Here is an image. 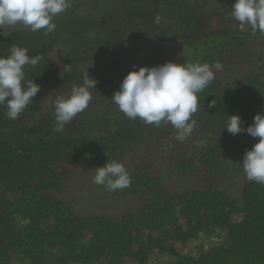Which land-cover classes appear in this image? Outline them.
Segmentation results:
<instances>
[{
  "label": "trees",
  "instance_id": "16d2710c",
  "mask_svg": "<svg viewBox=\"0 0 264 264\" xmlns=\"http://www.w3.org/2000/svg\"><path fill=\"white\" fill-rule=\"evenodd\" d=\"M234 2L70 0L47 35L22 24L0 28V56L20 46L44 57L25 69L41 86L29 108L13 120L0 106V264H148L160 256L168 264H264L262 184L245 181L233 196L208 177L207 186L177 193L158 173L135 167L127 169L130 187L117 191L141 204L120 218L81 216L49 194L62 192L76 170L124 163L150 148L167 153L170 174L184 183L201 171L215 177L226 164L239 168L259 138L222 129L227 116L238 114L246 128L264 113V34L231 17ZM168 61L223 65L198 94L189 152L170 123L129 120L111 101L133 65ZM64 65L71 71L61 76ZM86 71L97 81L89 107L54 132L56 97L81 84ZM214 235L223 244L197 257L177 250Z\"/></svg>",
  "mask_w": 264,
  "mask_h": 264
},
{
  "label": "clouds",
  "instance_id": "9594fccd",
  "mask_svg": "<svg viewBox=\"0 0 264 264\" xmlns=\"http://www.w3.org/2000/svg\"><path fill=\"white\" fill-rule=\"evenodd\" d=\"M70 9V0H0V28L4 25L22 24L32 32L43 30L47 35L57 25L55 18ZM231 15L238 23L250 26L253 32L264 34V0H235ZM157 25L160 17L156 16ZM44 59L42 54L30 56L26 47L13 46L10 54L0 56V106L5 108L8 119H16L40 92L41 86L29 79L25 69L35 68ZM133 65V70L123 78L111 101L129 119H140L147 125L160 127L171 124L176 139L185 141L193 133L197 121L193 118L199 110L198 94L215 79L223 69L221 62L176 63L165 62L157 66ZM70 65H64L60 73H70ZM97 81L87 71L81 84H74L70 93L58 95L54 102V132H63L78 114L84 112L93 97ZM216 100L209 107L216 105ZM225 127L233 136L247 133L258 142L245 151L242 168L248 181L264 185V113H257L246 128L238 114L227 116ZM92 182L114 192L131 185V177L122 162L108 160L95 170ZM157 261V258H153ZM152 259V260H153ZM149 264V263H148Z\"/></svg>",
  "mask_w": 264,
  "mask_h": 264
},
{
  "label": "rangeland",
  "instance_id": "374dc122",
  "mask_svg": "<svg viewBox=\"0 0 264 264\" xmlns=\"http://www.w3.org/2000/svg\"><path fill=\"white\" fill-rule=\"evenodd\" d=\"M193 1L197 6L205 4V0ZM226 19L230 20V15H228ZM232 24L234 23H230V25ZM236 67V71L241 70L242 64ZM242 75L243 73H239L238 77H241ZM47 98L49 99V96ZM47 98L45 101H47ZM181 144H184L182 146L183 151L189 152L194 148L193 144L188 139H186L185 143L182 142ZM166 155L167 153L162 155L160 151L150 148V150H145L138 156H129L123 164L126 170H132L135 167H142L150 171L153 175L158 173L162 177L165 187L169 191L177 193L207 186L208 177H213L215 182L219 184L220 189L228 191L230 195L237 196L243 186V183L248 181L241 165L243 160H240L238 165L239 168L237 170H232L231 166L226 164L225 166H219L220 172L216 173L215 177L211 175L209 176L208 174H205L204 171H201L194 174L193 177H190L187 182L184 183L179 178L170 174V162L168 161ZM227 169H230V173L227 172L224 174V171ZM94 170L95 169L93 168L89 170H76L73 180L67 187L64 188L62 192H50L49 194L54 198L72 206L79 215L84 217L103 215L120 218L127 213L136 214L141 204V198L133 196L123 197L118 195L119 191L110 192L103 186L94 184L92 182V178L95 174ZM239 180H242V182ZM201 240L202 238L200 241ZM157 260L158 262L164 261L161 256L160 258L157 257ZM168 263L169 261L167 259L163 262V264Z\"/></svg>",
  "mask_w": 264,
  "mask_h": 264
},
{
  "label": "built area",
  "instance_id": "2783aa9c",
  "mask_svg": "<svg viewBox=\"0 0 264 264\" xmlns=\"http://www.w3.org/2000/svg\"><path fill=\"white\" fill-rule=\"evenodd\" d=\"M221 240H223L221 237H219L218 235H214L204 242L203 240H201L199 241V243L191 244L189 246L179 245L177 246V250L182 256L197 257L200 251L207 252L214 247H219L220 245H222L223 242ZM149 264H157V261L153 259L149 262Z\"/></svg>",
  "mask_w": 264,
  "mask_h": 264
}]
</instances>
